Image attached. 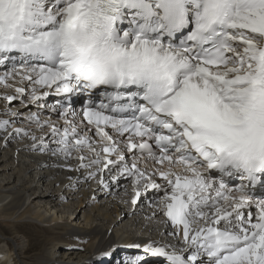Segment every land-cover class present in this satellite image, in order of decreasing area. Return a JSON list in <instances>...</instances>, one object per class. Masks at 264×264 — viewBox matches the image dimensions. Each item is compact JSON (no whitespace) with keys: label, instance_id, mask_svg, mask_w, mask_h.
Instances as JSON below:
<instances>
[{"label":"bare ground","instance_id":"obj_1","mask_svg":"<svg viewBox=\"0 0 264 264\" xmlns=\"http://www.w3.org/2000/svg\"><path fill=\"white\" fill-rule=\"evenodd\" d=\"M18 1H0V36L3 39L6 38L3 31L7 18L17 16L19 19L23 15L21 23L17 20L20 26L34 23L30 14L21 10ZM69 1L88 3L84 20L92 29L104 0ZM235 1L238 9L233 21L237 26L230 55L237 60V65L215 70L214 82L219 83L220 88L238 91L239 103L224 100L222 95L216 96L217 89L204 80L194 82L191 78L187 88L208 97L204 99L228 119L239 116L240 108H244L247 102L250 79L257 68L264 42V0ZM126 19L121 16L118 24ZM120 32V36L128 33L125 30ZM17 35L16 39L8 40L10 45L30 47L29 42L21 38L20 27ZM60 39L66 45L64 34ZM56 40L52 37L48 42L56 44ZM144 47L155 48L150 44ZM31 58L32 55L25 51L0 54V96L7 100L21 96V103L33 109L32 115L42 111L39 114L51 117L47 122H41L40 117H31L27 124L19 127L13 115H10L12 119L4 121L6 116L0 114V264H40L42 260L38 258H43L42 254L34 252L25 256V250L29 242H34L38 249L41 243L37 239L43 237L41 234L58 231V228L63 231L64 240L49 243L45 254L55 258V264H264V243L259 248L253 245L240 247L229 254L224 253L227 247L218 248L223 243H215L225 238V233L250 228L244 214L249 211L254 216L255 213L250 204L240 201L239 192L231 191L230 206L217 204L209 193L210 181H196L192 176L172 170L173 167L161 170L160 167L166 164L164 158L154 148H142L150 143L153 134L122 135L115 132L114 125L97 134L95 128L102 127L93 128L86 123L79 112L82 103L76 104L83 99L81 92L82 96L87 95V89L76 82L64 81L59 70L37 64ZM48 88L54 92L51 94L54 111H50V107L43 108L41 103ZM2 108L0 106V113ZM56 115L60 117L56 118ZM9 125L14 126L12 130ZM43 125L48 126L42 130ZM162 132L172 137L177 133L166 129ZM79 147L87 149L91 156L70 151L73 148L79 150ZM104 154L108 157L104 158ZM29 170L31 175L27 174ZM32 173L35 177L38 175L37 187L49 180L67 190L77 187L78 190L70 191L69 203L64 190H59L61 195L57 197L46 190L43 193L41 190L29 192L31 185L27 183ZM14 176V184L18 183V186L12 185ZM34 195L44 198L46 207L55 206V199H60L58 204L68 208L71 217L74 214L72 207L86 206L89 212L82 213L86 227L56 223L54 213L48 215L47 209L36 207L30 201ZM72 198L77 200L72 201ZM21 227L31 229L26 231L28 235L24 236L18 230ZM115 233L122 238L109 249H92L95 242L114 238ZM145 234L154 239L142 236ZM129 235L133 236L127 237ZM47 239L52 241L50 237ZM139 245L148 249L145 254ZM74 246L81 250L87 248V251H76ZM28 251L34 250L30 248ZM99 252L104 253L99 255Z\"/></svg>","mask_w":264,"mask_h":264},{"label":"rangeland","instance_id":"obj_2","mask_svg":"<svg viewBox=\"0 0 264 264\" xmlns=\"http://www.w3.org/2000/svg\"><path fill=\"white\" fill-rule=\"evenodd\" d=\"M0 1L3 2L4 0H0ZM19 4L22 5L18 1V5ZM23 7H24V13L25 14H30L29 17L30 18L32 17L31 19H34V17L36 19L39 15H40V17H45L44 21L41 20L42 23L40 25H38V26L32 27V26H30L28 24H25L24 28H23L24 29V33H26L28 30H30L32 32V34L41 33V34H44L47 38L55 37V36L59 37L60 34H65L66 33L65 29L67 28L68 20L73 15V12H74V11H71V10H74V6H72V4L70 2L67 3V1H65V0H26L25 1V5ZM35 7H37V8H35ZM67 15H69V16H67ZM65 16H67L68 18L66 17L67 19H65ZM44 85H46V84H44ZM1 87L2 86H0V88ZM214 88L218 89V87H216V86H214ZM13 92H11V94H15ZM15 92L17 93V91H15ZM23 93H24V90H23ZM52 93H54V92H52L51 89L48 88L46 90V93L44 94L43 98L41 99L42 100L41 103L43 105V108L45 106L46 107H50L49 108L50 111H54V107L51 105V102L54 100V97L51 96ZM18 96H20V95H18ZM237 96H238V93L234 90L232 92V94L227 97V99L232 100V102L239 103V100H238ZM20 97L12 96L11 98H9V100H7L6 97L0 96V106L3 107L2 108V112L0 114L3 115V117L6 116L4 121H8L9 119H12V118H10L11 117L10 115H13V119L16 122L15 123L16 126L18 125L20 127L21 125L22 126L25 125V123L27 124V122L29 121V119H31V117H34V118H36V117L39 118L40 117L39 120L41 122H42V120H46V122H47V120L51 118V117L49 118V115H45L44 116V113L42 115L39 114L42 111H40V112L38 111V115H36L37 111H36V113L34 115H32L31 112H32L33 109L30 108V106H26L25 105L26 103H24V104L21 103ZM45 117H47V118L45 119ZM58 117H60V115H56V118H58ZM27 118H28V120H27ZM21 123H23V124H21ZM46 126H48V125H43L41 129L42 130L45 129ZM8 127H9L10 130H12V128L14 126L9 125ZM55 141L57 143L58 142L60 143V140L55 139ZM69 144H71V143H69ZM62 146H64V145L61 144V147ZM79 148H80L79 150L77 148H73V149H70V151L71 152H73V151L77 152L78 154H84L85 156H91V153L89 151H86L87 149L85 150V148H83V147H79ZM81 148H83V149H81ZM103 156H104V158L108 157L106 154H104ZM1 161L2 160L0 159V162ZM140 166H141V164H140ZM29 172H30V170L27 171L28 175L30 174ZM32 174H33L32 178H30L28 183H27V185H29V184L31 185L30 189H29V192L35 191L36 193H38L41 190L42 193H43V191L46 190V191L52 193L53 196L57 197V196L61 195L60 191L64 190V191L67 192L65 194L66 195V202L69 203L70 202L69 198L72 195V192H70V191L75 190V189L78 190V187L74 188L72 190H67L66 188H63V187H60L58 185L50 183L49 180H45L44 182L41 183L40 186L37 187V177H38V175H36V177H35V174L34 173H32ZM14 177H15V179H14L12 185L18 186L19 185L18 183L14 184L16 182V176H14ZM33 178L35 180H33ZM154 185H156V184H154ZM154 185H152V187ZM6 186H7V183H6ZM47 187H48V189H47ZM43 199L44 198L38 197V196H35V195L30 197V201L32 200V202L34 203V205L36 207H40L41 209H47L48 210V212H47L48 215L54 213L56 215V219H57L55 221L56 223H64V224H68V225L70 224V225H72V226H74L76 228H85L86 227L85 220L82 217V213L83 212H87V213L89 212V209H87L86 206H84V207L81 206L80 208H76V209H75V207H72L73 208L72 212L74 214L71 217V216L68 215L69 214L67 212L68 208L64 207L62 204L61 205L58 204L60 199H57V198L55 199L56 205L55 206L52 205L53 207H49V206L46 207L44 205ZM56 200H57V202H56ZM76 200H77L76 198H72V201H76ZM120 227L121 226H119V228ZM59 229L60 228H58V231H55V232H52V233L48 232V233H45V234H41L43 237L41 239L40 238L37 239L41 243V247H39L38 249L35 248L36 245L34 246V242H29V245H28V247H27V249L25 250V253H24L25 256H30L34 252H37V253L42 254V256H43V258L42 257L38 258V259L42 260V262L40 264H55V258H52V257H50V255H45V254L48 253L47 250H48V247L50 246L49 243L53 242L54 240H56L58 243H62L63 242V240H64V238L62 237L63 236V231L59 230ZM18 230L21 233H23L24 236H26V235H28V233L26 231L27 230H31V229L30 228L21 227V228H18ZM130 236H133V235H129L127 237H130ZM142 236L148 237L150 239H154V237L149 235V234H145V235H142ZM48 237L52 238V241L48 240L47 239ZM121 238L122 237H119V235L117 233H115L114 234V238L103 239V240H100L98 242H95V245L92 247V249H95V248L96 249H105V248L109 249V247L115 241H117L118 239H121ZM0 248H1V245H0ZM30 248L33 249L34 251H28ZM74 249H76V251H83V252L87 251V248L81 250V249H78L75 246H74ZM99 255H100V252H99ZM0 256H1V253H0Z\"/></svg>","mask_w":264,"mask_h":264}]
</instances>
